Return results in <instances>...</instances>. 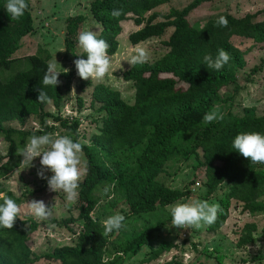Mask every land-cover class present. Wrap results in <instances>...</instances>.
<instances>
[{
    "label": "trees",
    "instance_id": "1",
    "mask_svg": "<svg viewBox=\"0 0 264 264\" xmlns=\"http://www.w3.org/2000/svg\"><path fill=\"white\" fill-rule=\"evenodd\" d=\"M170 1L94 0L90 6L93 18L103 27L102 34L97 38L106 41L108 56L115 55L118 49L117 36L122 32L125 22L133 21L136 27L143 26L129 36L133 45L160 38L169 29L174 31L168 42L170 51L167 54L154 63L135 64L126 73V81L134 83L136 91L132 105L108 87L96 88L94 101L104 106L106 118L103 119L100 134L92 138V145L82 146L87 170L79 190V219L84 223V232L78 245L57 248L54 253L47 255L50 260L61 264H125V257H135L142 247L154 239L155 233L164 228L165 223H160L157 229H145L133 235L130 233L123 242L117 240L120 249L116 253L122 255L106 261L109 235H103L102 223L94 220L92 214L99 192L116 179L110 165L113 167L119 163L127 151L136 147H143L138 169L121 183L129 209L125 221H138L145 215L167 208L169 204L192 197L190 190H172L160 183L158 177L170 159L191 154L199 156L198 150L202 153L207 195L214 194L226 182L230 184L223 198L225 204L217 217L219 225L222 226L228 219L231 201L240 205L242 214L250 217L264 215V163H251L231 147V141L238 133H264V116L257 117L253 113L243 117L231 116L229 120L205 132L194 151L185 150L178 143L184 134L203 122L206 112L233 100L226 93L229 88H237L236 73L245 68L246 62L241 49L232 40L242 38L257 44L264 43V21L257 22L252 15L243 18L227 15L224 17L227 25L220 27L217 20H207L202 24L189 20L192 12L215 0H195L183 10L172 9L167 15L156 12ZM5 2L0 0V135L10 146L11 159L32 134L6 128L5 125L15 122L24 124L31 116L43 115L50 103L58 107L63 100L62 85L70 80V74L61 73L56 88L43 87L48 96L44 102H38L37 96L42 90L40 81L49 61L45 52L30 56L27 68L17 72L10 81L2 79L1 73L9 71L17 57L24 54L18 43L32 25L28 0H25L24 15L15 20L4 11ZM114 9H119L121 15L112 16ZM158 19L163 20L157 22ZM84 20V16L68 20L67 47L71 51L75 49L73 37ZM218 49L228 53L229 61L221 71L215 72L203 65V57H214ZM82 55L77 58L86 59ZM258 70L260 68H255L254 72ZM55 120L77 132V123L69 126L60 117ZM12 168V161H7L2 166L0 178ZM7 198L13 199L18 205L24 203V199L10 194ZM2 202L3 199H0ZM37 227L36 223L19 217L13 228H0V264H28L31 249L27 241ZM255 228L252 225L250 233ZM171 248L170 245L154 250L150 258H159Z\"/></svg>",
    "mask_w": 264,
    "mask_h": 264
},
{
    "label": "rangeland",
    "instance_id": "2",
    "mask_svg": "<svg viewBox=\"0 0 264 264\" xmlns=\"http://www.w3.org/2000/svg\"><path fill=\"white\" fill-rule=\"evenodd\" d=\"M31 30L25 32L18 46L23 55L17 57L9 71L1 73L4 81H10L14 75L27 68L30 56L45 52L50 59L55 57L57 68L61 73L70 74V80L62 85L63 100L59 106L50 103L40 116H31L24 124L10 123L6 128L25 131L32 135L44 133L67 135L82 146H91L92 138L100 134L103 119L106 118L104 106L94 101L95 90L98 86L108 87L120 94L121 98L129 105L135 101L136 91L134 83L126 81V73L134 65L127 63L128 58L135 54L136 49L144 50L146 60L143 63H154L170 51L168 42L173 29L160 38L149 39L138 45L129 41V36L141 29L133 21L122 24V32L117 36L118 49L115 55L108 56L110 68L103 80H83L78 77L74 66L77 56L83 54L78 47L77 36L83 30L96 32L97 37L102 34L103 27L90 12L94 0H28ZM195 0H171L156 10L162 15H167L172 9L183 10ZM232 15L243 18L252 15L257 22L264 21V0H215L203 5L189 16V20L199 24L207 20H217L219 17ZM84 16L85 20L80 25L78 33L73 37L75 49L67 47L68 20ZM163 19H158L157 22ZM233 44L241 49L246 66L236 73L237 88H229L226 96H232V101L221 103L214 108L218 113L217 119L212 122H202L199 126L188 131L179 140L185 150L196 149L201 136L212 129L214 125L227 121L231 116L243 117L253 113L257 117L264 116V43L257 44L250 39L235 38ZM255 68H260L254 72ZM69 81V82H68ZM60 117L68 122L69 126L78 125L77 132L65 128L61 122L55 120ZM68 126V127H69ZM9 144L0 135V171L9 160L12 161V170L0 178V199L11 195L24 199L20 205L19 217L30 220L38 225L35 232L29 236L27 245L31 249V259L28 264H61L47 258L57 248L74 247L80 242L84 232V223L80 218L79 198L74 204H65L63 193H54L48 190L46 180L37 177L40 168L39 157L33 161V166L21 164L22 157L19 150L13 158L9 157ZM143 152V147H136L126 152L111 169L116 175L115 181L106 185L107 194L103 189L99 192L97 205L92 214L94 220L101 222L112 214L127 215L129 209L126 195L121 188L124 178L129 179L138 169V159ZM188 157L176 156L166 164L164 172L158 181L172 190L187 191L193 194L191 198L206 200L217 205V217L220 215L224 196L229 190V182L223 184L214 194L207 195L204 187V166L200 150ZM83 174L79 180V189L86 177L87 160L82 152ZM45 176L51 173L45 171ZM80 192V191H79ZM111 196V199H108ZM41 200L46 206L52 208V215L45 222H37L27 213V202ZM183 202V200H181ZM160 223H165L162 230L157 231L154 239L142 247L141 251L132 259L125 257V264H165L167 262H181L183 264H264V215L250 217L241 213V207L236 201L229 205V216L221 226L217 219L211 225H202L196 229H179L172 227L168 211L160 209L145 215L138 221H125L126 227L119 232L109 234V254L106 261H111L122 254L116 252L120 249L118 241H124L125 236L135 234L145 229L158 228ZM255 225V230L250 233V227ZM182 233V235H181ZM251 237V238H250ZM250 241V242H249ZM260 247L257 248L256 245ZM171 245L170 251L152 260L154 250ZM145 262V263H144Z\"/></svg>",
    "mask_w": 264,
    "mask_h": 264
},
{
    "label": "clouds",
    "instance_id": "3",
    "mask_svg": "<svg viewBox=\"0 0 264 264\" xmlns=\"http://www.w3.org/2000/svg\"><path fill=\"white\" fill-rule=\"evenodd\" d=\"M4 11L12 19L22 17L26 10L25 0H6ZM112 16L121 15L119 9H114ZM217 25L224 27L227 20L221 16L216 21ZM78 47L82 50L85 58L74 60V66L79 78L83 80H103L110 68V59L106 53L108 45L105 40L98 39L97 34L91 30H83L77 36ZM81 57V56H77ZM146 60L144 50L136 49L127 63L135 65ZM229 55L223 49H218L216 55H205L203 65L208 69L219 72L228 63ZM56 55L46 64V69L40 81L42 90L37 96L38 102L48 100L43 87H55L58 84V76L61 72L57 68ZM219 118L215 110L206 112L203 122L209 123ZM231 147L242 157L248 158L251 163H264V133L241 132L231 141ZM22 157L21 164L33 166V161L39 157L40 168L37 177L46 180L47 188L54 193H63L65 204H74L79 198V180L83 174L82 168V145L67 135L50 136L47 133L41 135H30L22 148L19 150ZM45 171L51 173L45 176ZM109 189L105 187L103 193L107 194ZM111 199V196H108ZM166 210L170 216L172 227L179 229L200 228L202 225H211L217 219V205L210 204L206 200L186 198L183 202L176 201L167 205ZM27 213L37 222H45L52 215V208L45 205L41 200L27 202ZM20 205L11 198H4L0 203V228L11 229L14 222L19 218ZM103 235L107 236L113 232H119L126 227L125 216L119 213L107 216L102 221ZM182 235V233H181ZM260 247L259 244L256 245Z\"/></svg>",
    "mask_w": 264,
    "mask_h": 264
}]
</instances>
